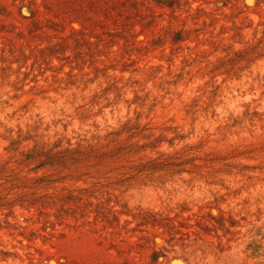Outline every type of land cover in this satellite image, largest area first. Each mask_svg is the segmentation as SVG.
Instances as JSON below:
<instances>
[{"label": "rangeland", "instance_id": "1", "mask_svg": "<svg viewBox=\"0 0 264 264\" xmlns=\"http://www.w3.org/2000/svg\"><path fill=\"white\" fill-rule=\"evenodd\" d=\"M0 264H264V0H0Z\"/></svg>", "mask_w": 264, "mask_h": 264}]
</instances>
